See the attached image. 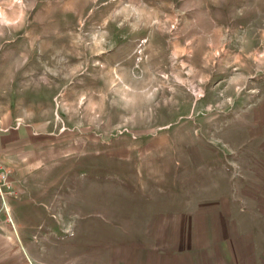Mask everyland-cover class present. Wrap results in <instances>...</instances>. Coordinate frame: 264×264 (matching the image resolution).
Returning a JSON list of instances; mask_svg holds the SVG:
<instances>
[{
  "label": "rangeland",
  "instance_id": "obj_1",
  "mask_svg": "<svg viewBox=\"0 0 264 264\" xmlns=\"http://www.w3.org/2000/svg\"><path fill=\"white\" fill-rule=\"evenodd\" d=\"M0 264H264V0H0Z\"/></svg>",
  "mask_w": 264,
  "mask_h": 264
},
{
  "label": "built area",
  "instance_id": "obj_2",
  "mask_svg": "<svg viewBox=\"0 0 264 264\" xmlns=\"http://www.w3.org/2000/svg\"><path fill=\"white\" fill-rule=\"evenodd\" d=\"M14 175V169L5 162L0 161V230L4 226H15L9 204L11 197L15 196Z\"/></svg>",
  "mask_w": 264,
  "mask_h": 264
},
{
  "label": "crops",
  "instance_id": "obj_3",
  "mask_svg": "<svg viewBox=\"0 0 264 264\" xmlns=\"http://www.w3.org/2000/svg\"><path fill=\"white\" fill-rule=\"evenodd\" d=\"M14 177H15V175H14ZM13 181H14V179H13ZM15 193H16V191H15Z\"/></svg>",
  "mask_w": 264,
  "mask_h": 264
}]
</instances>
